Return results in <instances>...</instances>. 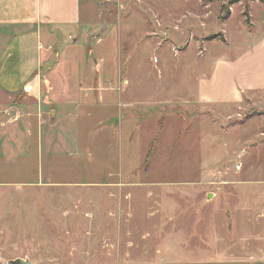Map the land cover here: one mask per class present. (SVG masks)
<instances>
[{
    "label": "rangeland",
    "instance_id": "obj_1",
    "mask_svg": "<svg viewBox=\"0 0 264 264\" xmlns=\"http://www.w3.org/2000/svg\"><path fill=\"white\" fill-rule=\"evenodd\" d=\"M97 2L0 172V264H264V0Z\"/></svg>",
    "mask_w": 264,
    "mask_h": 264
},
{
    "label": "crops",
    "instance_id": "obj_2",
    "mask_svg": "<svg viewBox=\"0 0 264 264\" xmlns=\"http://www.w3.org/2000/svg\"><path fill=\"white\" fill-rule=\"evenodd\" d=\"M95 1L0 0V172L15 170V155L26 161V117L33 114L32 107L42 106L46 55L66 29L91 27V18L103 11ZM246 87L264 92V87ZM38 138L43 141L42 131ZM21 169L26 170V163Z\"/></svg>",
    "mask_w": 264,
    "mask_h": 264
},
{
    "label": "water",
    "instance_id": "obj_3",
    "mask_svg": "<svg viewBox=\"0 0 264 264\" xmlns=\"http://www.w3.org/2000/svg\"><path fill=\"white\" fill-rule=\"evenodd\" d=\"M211 196V195H210ZM13 264H30V262L28 261H24V260H17L15 262H13Z\"/></svg>",
    "mask_w": 264,
    "mask_h": 264
}]
</instances>
